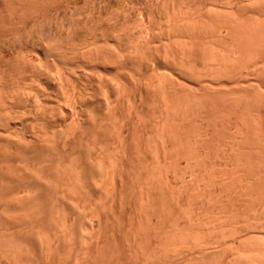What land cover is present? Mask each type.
<instances>
[{"label": "rangeland", "instance_id": "obj_1", "mask_svg": "<svg viewBox=\"0 0 264 264\" xmlns=\"http://www.w3.org/2000/svg\"><path fill=\"white\" fill-rule=\"evenodd\" d=\"M201 1L204 2L203 5L205 4L209 7L202 6L200 4ZM208 1L206 0L205 3V0H0V264H74L76 261L77 264H109L112 261V264H135L137 261L131 262V260H134L132 256L136 257L137 254L139 256L136 259L140 261L143 260L142 255L146 259L150 256L147 260H143L142 264L156 263V261H161V264H164L165 262L163 261L168 256L166 264L169 262V264H172V261L175 264V259L179 260L181 257L180 261H185L183 260L184 258L188 259L187 252L189 250L187 249L194 246L193 244L188 245V247L187 245L185 246V241H188H183L185 237L191 240L197 234L196 236L199 235L197 237L198 240L201 237L204 239L210 234L208 230L213 232L214 229L216 231L214 236L218 238H220V234L224 233L222 236H225V240L223 236L221 238L223 239L222 242H219V244H224V246L234 242L233 244L236 247V244H240L238 242L240 239L236 238L238 236L240 238L244 237L247 231H252L251 233L254 231L253 234H258L260 239L264 238V188L262 187L264 186V180L261 179H264V171L260 172L262 164L264 165V157L261 155L263 159L262 157L260 159V153L258 155L253 153L255 156L249 154L250 158L244 156L248 154L244 149L245 143L247 142L246 145L248 144L250 147L248 140L250 141L251 138L248 133L249 136L247 137L249 139L247 140L246 137V141L240 142L245 152L241 151L242 148L236 147L239 152L235 148L236 143H231L236 137L238 138L237 142L242 138H239V135H242L241 131L236 136L235 127H233L237 123L238 128H240L239 121L236 118L244 116L247 110L250 111L251 107H248V109L246 107L247 110L243 114V111L240 110L242 107L239 108L240 106L237 104L236 106L239 108L237 109L236 106L234 108L232 105L233 111H230L231 115L228 114V119V115L223 114L224 111L226 112L227 106L225 105L226 108L220 104L218 106V101L214 103V111L212 109L210 113L213 105L210 101L211 97H208L211 95L210 91L208 95L205 94V96L210 98L207 101L208 106L212 104L209 107L204 100L193 98V94L197 93L201 94V97L197 95L198 97H203L204 99V93L212 89H218L220 93L221 89H228V92L222 91L223 95L228 93V95L225 94L226 97L230 96V92L232 95L237 92L235 88L237 86L233 87L232 84L234 82L231 83L233 77L228 78L230 84L229 81L227 83L224 80V75H228L229 72H227L228 74L226 72V74H223L224 72L221 71L223 68L218 65L222 62L223 56L220 59L221 55H218L219 58H215L219 62H214L217 64L216 67L218 66L217 70L221 72L219 71L218 74L213 76L217 75L218 77L222 73L223 77H220L221 79H214L211 76L215 72L211 74L209 69L214 63H210L211 66H209L207 62L209 60H206L205 63L204 60H201V56H197L202 49L203 43H201V46L196 43L203 42L205 37L211 34H206V31L204 36L205 29L211 30L213 26L216 30L221 28L218 25L220 28L218 27L217 29V25L214 22L215 25L213 26L209 24L215 17L212 12L220 8L221 4H217V0ZM252 1L254 0L249 2L244 0L243 4L247 2L248 4L245 6L250 9ZM260 1L264 4L263 0ZM256 2H259V0ZM261 2H259L260 4L253 2L257 5H252L256 11L257 9L263 11ZM215 3L216 5L213 6ZM199 4L203 8L198 12ZM249 4L251 5L249 6ZM258 5L261 6L259 7ZM216 6L218 7L216 8ZM253 8L251 7V9ZM221 10L225 11L224 8ZM221 10H216L220 12L219 16L223 13ZM226 10L228 11V8ZM243 10H240L242 12L240 17L245 16V19L253 18L256 12L252 10V13L249 10L250 13L249 11L247 12V9ZM216 14L218 17V13ZM238 14L235 15L239 18L241 14ZM209 15L210 21H208ZM256 15L255 17H257ZM196 23H206V28H204L205 24L202 25V29L204 28L203 34H200L202 33L201 25ZM189 24L192 25L190 26V28L192 27L189 29L190 31H188ZM208 26H211V28ZM181 29L186 31L183 30L182 32ZM194 29H196L195 31H200L195 32ZM216 30L213 29L215 34L212 33V36L219 35L220 31ZM187 31L189 34L194 32L195 36L192 34L194 36L192 38L189 34H186ZM197 33L200 35L199 37L202 35L201 39L196 35ZM220 33H222V36H226L223 38H228L226 30ZM222 36L218 37L222 38ZM210 37H206L210 43L217 38L213 36L211 37L213 39L210 40ZM223 38L220 42L229 40ZM205 41L206 44L204 43V46L206 47L210 43L207 39ZM216 43L218 45L215 46H219L220 43L217 40H214V43L211 44ZM192 45H196L195 48ZM191 46L195 49L199 61L194 56V51L192 52L191 48H189ZM210 47L212 46L210 45ZM210 47L208 46L209 50L212 49ZM216 47L214 48L217 49ZM223 47H226L225 43L222 44L221 48L223 49ZM196 49H199V53ZM260 49L262 50V48ZM231 50H236V47ZM252 51L254 50L250 51V57L247 54V57H249L247 60H250L252 56L254 58L256 53L261 52L255 51L254 54ZM188 52H192L193 56L192 53L190 55ZM212 52L214 51H209L210 54ZM217 52L220 54V49ZM210 54L207 55L210 56ZM221 54L223 53L221 52ZM202 55L204 57L206 54L203 53ZM238 55L233 60L241 61L243 59L242 61H244L246 59L245 56V58L240 56L241 59L236 58L239 57ZM205 57L207 58V56ZM145 59L146 63L148 62L147 64H145ZM201 64L205 66L208 64L209 69ZM223 64L220 65L223 67ZM239 64L241 63L239 62ZM247 64L245 65L247 66ZM238 65L234 67L233 72L239 67ZM196 66L203 73H205L207 68L206 70L209 72L206 73L210 74V78L207 79L206 73L202 76L203 74L197 71V68H194ZM202 67L204 68L203 70ZM212 68L214 69L215 66ZM193 69L198 74H201L200 77ZM225 70L227 69L225 68ZM235 75L234 77H236ZM237 75L239 76L238 73ZM205 86H208V88ZM218 90H215V93L219 94ZM174 91L176 92L175 97ZM232 91L235 92L233 93ZM237 93L233 96L236 98L242 96L239 92ZM221 94H216V96H223ZM232 95L230 98H233ZM195 99L201 100L203 103L198 101L199 104L204 105L201 107V105L196 103L198 107H195ZM208 102H211V104ZM215 104L219 107V110H215ZM226 104L229 106V103ZM199 106L201 107V115L197 116V112L200 110ZM196 108H199L197 112ZM202 108L205 111L209 109L205 113L210 114H205ZM222 110L223 112H221ZM252 111L255 112L256 110L252 107ZM234 112H238L237 115L232 114ZM240 112L242 113L241 115H239ZM245 116L244 118H246ZM233 117L234 119H232ZM248 117H250L249 114ZM247 119L249 120L250 118ZM242 120L243 118L240 123ZM245 123H247V127L252 126L248 125L246 121ZM241 125L243 124L241 123ZM243 127L241 128L245 131ZM245 133H243L244 136H246ZM234 134H236L235 138L232 139ZM246 145L245 148L247 149L248 145ZM233 147L235 148L234 151L231 150ZM247 150L250 149L248 148ZM231 151L235 152L241 159L245 157V160L240 159L241 161H238V163L243 162L241 165L236 162L238 157L236 160L233 159L235 153L233 154ZM256 158H259V160L256 161ZM255 162H261V168L258 166L253 169V163ZM256 163L254 166L258 165ZM243 164H246V166ZM249 164L252 167L248 166ZM234 166L238 167L235 168ZM234 168L236 170H233ZM255 169L259 170L257 171L258 173L260 172L259 174L257 173L260 175L258 178L256 177L257 174L253 173ZM247 172L249 175L246 174ZM254 172L256 173V170ZM231 173L234 177L231 176ZM212 174L215 176L225 174L228 175V179L231 177L233 179H229V181L224 175L216 176L218 178H215ZM243 174L246 175L244 176ZM236 175L240 176L238 179L243 176L249 177L253 175L249 179L252 180L255 177V181L252 180L253 183L251 182L253 185L256 183L254 185L255 188H253V185H251L250 189L248 188L251 181L247 183L248 178H244L245 181L239 179L240 182H238ZM210 177L211 180L212 178L213 180L215 178V180L210 181ZM222 177H224V180L227 179L226 182L237 181L238 185L241 186H237L235 182L231 186L228 183H222ZM224 180L223 182H225ZM257 180L260 184H258ZM238 187L243 192L242 194L245 193L243 197L240 196L241 191L238 193ZM219 188L223 189L221 193ZM252 188V192L256 191L253 194L254 196H252L253 198L249 197V195H252ZM246 189H249L248 191L250 192ZM139 191L142 197H138ZM142 193L147 194V196ZM247 193L250 194L248 195ZM250 198H252L253 202H251ZM255 200H259L260 203ZM252 203H254V206H252ZM171 207L172 209L168 210L170 212L168 213L166 209ZM186 207H189L188 209L193 212H189ZM181 208H185V210ZM174 209H176V213L180 210L185 211V213L187 211V214L184 213L186 217L190 216L189 218L196 219L193 222L198 224L201 223L197 221L199 217L200 221L205 218H201V216L205 215L207 219L215 217L217 223H222L219 226L217 225L218 228H222V232H217V228L215 229L216 225L212 226L217 224L213 221L214 219L212 220L215 222L213 224L209 223L211 220H203L202 223L205 221V225L210 224L207 226L209 229L206 226L204 227V224H199L207 230L206 237L204 236L206 233L202 230L203 228L199 225V227H195V224L192 221L190 222L191 219L188 220L187 218L190 223L186 219H184L185 222H182L189 225L185 224L186 228L187 226L191 228L192 225L195 229L192 227L193 229L191 228V230L198 232L196 229L200 228L203 234H199V231L196 234L194 233L195 235L192 234L194 235L192 236L189 234L191 233L190 228H187L188 233L182 226L183 230H185L184 233L187 232L189 236H192L190 238L187 233H179L181 232L180 229H182L180 228L181 221L180 224L177 222V226L172 223L173 226L171 225V227L174 228L176 226V229H172L174 231L179 230L177 232L179 235L175 232V236L178 235L176 237L177 242L180 234L185 236L182 235L184 237L182 241L181 238L179 239L180 244L176 243L178 248L176 246L173 247L172 245L176 242L175 237H173L174 231L171 230L173 233L170 231V235H172L170 237L174 238H172V241L164 228H168L166 225L170 223V215V218L177 216L175 212L172 213L173 211H171ZM253 209L255 213L251 211ZM163 210H166L167 215L170 214L168 218ZM161 211L166 216H162L165 219L160 218ZM207 211H209L210 215L207 214ZM157 212H161L160 214L158 213L160 215L159 218L157 217ZM202 212L204 215L197 214ZM204 212H207V215ZM189 213L193 214L188 215ZM184 214L182 213L178 216L182 218ZM194 215H197L198 219L197 217L193 218L192 216ZM218 217L222 218L223 221L220 222V218L217 221L216 218ZM145 218H149L146 221L147 223L144 221L143 225L141 223L138 224V220L142 222ZM181 218L177 219L180 220ZM159 219H163V222L161 223ZM166 219L168 220L166 221ZM83 220H87L85 221L86 225H80L84 224ZM90 221L94 222L96 226L92 224V228H88L87 224L90 226ZM153 221H156V228L163 223L164 228L161 227L163 229L158 231L159 227L155 229L154 224L152 225ZM74 222H79V226ZM171 222L173 221L171 220ZM55 223H57L58 228L54 226ZM71 223L80 228L79 230V228L76 229V226H71L74 231H77L78 235L71 230V227H68V225H72ZM60 224L63 226L59 227ZM132 224H135V226ZM137 224L141 228L138 229ZM250 224L253 225V229H249L251 227ZM148 225V230H154H149L148 232L146 230ZM150 225L154 228H150ZM130 226L134 227L133 230H131ZM143 227L146 229L144 228V230ZM171 227L169 228L171 229ZM81 228L85 230L83 231ZM135 228L136 230L138 229L137 232ZM88 229L90 230L88 231ZM130 230L131 232L134 231L133 234L130 233ZM140 230L143 231V234ZM155 230H157L154 235L156 240L152 236ZM66 231H71L72 236ZM79 231L84 232H81L84 238ZM150 231L153 232L151 233ZM160 231L164 233L162 234ZM212 232L209 236L214 239L215 237L212 236L214 232ZM85 233L88 234V237H86ZM73 234L82 241L80 240L81 242H79V240L75 239L72 242ZM138 234L142 236L140 237L141 242H143V236L144 239L147 236L145 243L148 240H154V242L153 240L152 242H147L150 245L146 246L148 251L144 250V253L142 251L145 248V243L140 244ZM247 234L249 235V232ZM134 235L138 238H134ZM163 235H166V239L163 238ZM200 235L203 236L200 237ZM132 236L134 241L131 238ZM158 236L161 237L160 242V237ZM231 236L234 238L232 242H230ZM258 236L256 235L255 239L260 240L257 238ZM226 237L230 241H226ZM247 237L249 238V236ZM254 237L255 235L251 239L253 240ZM123 238L126 240L125 243ZM147 238L149 239L147 240ZM167 238L171 240L170 242L175 241L174 244L170 243L171 245L168 243L171 247L166 243L169 242ZM202 238L201 240H203ZM248 238L247 242L249 243L250 239ZM211 239H206L208 240L207 244H210L208 248L207 244L206 246H201L205 244H201V240L188 241V243L194 244H197V241L198 243L200 242L198 247L195 246V249L198 248L199 251H194L195 249L191 248L193 251L190 252L189 258L192 257V252H195L193 256L196 258L195 254L202 252L199 249L201 247V249L206 250H203L202 257V253L200 254L198 261L202 259L199 262L206 264L207 258H212L214 254L225 251L218 248L223 245H218L217 238L215 248L222 250V252L217 251V249H214L215 251L212 249L214 252L209 251L212 248H210L213 241ZM221 239H218V241ZM131 240L134 243L139 242L137 243V245L139 244L137 251H135V244ZM163 240H166V242L164 241L162 244ZM206 240L204 239L202 242ZM252 240L251 242L254 241ZM75 241L78 243H75ZM155 241L160 243H156L157 247L153 246ZM180 241L185 242L184 245ZM223 241H226V243ZM151 243L154 244L151 245ZM117 244H123V246H117ZM126 244L128 245L126 246ZM161 244L165 245V247L163 246V250L156 252L155 256H153L152 254H154L155 250L153 251L152 248H162ZM233 244L232 246L234 247ZM245 244L252 251L254 244L252 243V246L249 243L252 246L251 248L248 247L247 243ZM245 244L241 243L240 245L246 248ZM130 246L131 250L129 249L128 251ZM181 247H184L182 251L180 250ZM172 248L174 252L177 251L175 248L180 250V252L177 251L175 252L176 254H170L172 253L170 252L173 250ZM224 248H229L230 251L235 250V248L230 249L231 247L227 245ZM133 249L137 254L132 251ZM236 250L234 252H238ZM149 251L152 254L146 255V257L145 254H147L146 252L150 253ZM239 251L238 255L242 254L243 251L241 252V249ZM210 252L214 254L212 255ZM228 252L224 253V257L228 255ZM127 253L131 254V256L129 254L127 256ZM112 254L117 257H113ZM165 254L168 256L164 259ZM208 254H210L209 257ZM107 255L108 257H106ZM170 255L173 256L171 257ZM174 255L178 256L174 257ZM231 255L233 253H229L226 258L228 259L229 256L231 258ZM239 256L236 255V258ZM241 256L244 257L246 254L244 253ZM125 257L130 258L127 259ZM221 257H217V260L215 259L214 261H219ZM118 258L119 261L121 260L120 262H123H117ZM226 258L221 259L223 264H231L230 261L233 263L236 260L234 259L235 257L233 260H230V258L226 260ZM105 259L107 261H104ZM187 259L186 261L189 260ZM238 260L237 262H239ZM140 261L136 264H141ZM192 261L198 262L194 259ZM246 261L251 263V259ZM179 262H176V264L182 263ZM189 263L194 264L190 260ZM211 264H216V262Z\"/></svg>", "mask_w": 264, "mask_h": 264}, {"label": "bare ground", "instance_id": "obj_2", "mask_svg": "<svg viewBox=\"0 0 264 264\" xmlns=\"http://www.w3.org/2000/svg\"><path fill=\"white\" fill-rule=\"evenodd\" d=\"M27 1H28V0H27ZM36 1H37V0H36ZM210 1H213V0H210ZM243 1H244V0H243ZM243 1H242V0H217V2H218L217 4H221V5H223V6L221 7V5H220V8H217L218 6H216L217 9L214 10L215 12H212V13H214V16L216 17V18L213 17V18H214L213 20H211L210 15H209L208 21H210V20L212 21V22L210 21L211 23L209 22L210 25L213 26V25L216 24V25H217V29H218V27L220 26L221 28H225V29H221V28L219 27V28L221 29V31L226 30V31L229 33V34L227 33L228 38H223V37H226V36H222V33H220V32H221L220 29H218V30L220 31L218 36L221 35L223 39H229V40H227V41L223 40L222 42H220V40H221L222 38H221V37H218L217 35H213L214 37H215V36L217 37V38L215 37L216 39H214V40H217V42L220 43V44H219L220 47H219V46H217V47L215 46V45H218L217 43H216V44H211V43H214V40H212L213 38L211 39V37H213L211 34H212V33L215 34V31L213 32V29H214V30H216V29L214 28V26H213V28H211V26H210V27L208 26L209 28H211V30H210V29H209V30L205 29V32H204L203 30H204V28H206V23H207V22H206V23H203V24L199 23V24L201 25V28H200V29L202 30V33H200V34H203V32H204L203 35L205 36L206 31H207L206 34L211 33V34H209V36H211V37H210V40H212V42L210 43V41L208 40V38H206V37H209L208 35L205 37V39H207V41H209V43H210V44H208V42H207L208 46H209V47H210V45L212 46V47H210V49H211V48H212V49H215L214 47H216L217 49H215V50H212V49L209 50L208 46H206V47H207V48H206V47L204 46V43L206 44V41H205L204 38H202V39H204V41L202 40L203 42L196 43V44H199L200 46L202 45L201 43H203V45H202V49H203V48L206 49V50L208 49L207 51L204 50V49H203V50L201 49V51H200L201 54H200L199 51H198L199 49H196V50H197L198 53H199L197 56H201V57H202L201 60H204L205 63H206V60H209V61H210V62L207 61L208 64H209V66H211V64L214 63V62H215V63H218V62H219L215 57H218V58H219L218 55H221V56H220V59H221V57L223 56L222 59H221L222 62H223V63H226V64L228 63V65L223 64L222 62H220V64H223V67H222V65H220V64H218V65L221 66V68H223L224 71L220 68L221 71L224 72L223 74H226L227 72H229V74L227 73L228 75H226L227 77L224 75V77H225L224 80H226V82H227V81H229L228 78L233 77L232 80H231V83L234 82V83L232 84L233 87L237 86V87H235V88L237 89V92H239V94H241L242 96L236 98V97L233 96V95H234L235 93H237V92L234 91V92H235V93H234V92L232 91L234 94L232 95L231 92H230V93H229L230 96L226 97L225 94L228 95V93H225V92H224L225 94L223 95V92H222V91L225 90L226 92H228V91H229L228 89H224V90L221 89V93H222V94L220 93V91H219L218 89H215V90H218L217 92H219V94L223 95V96H216V94H217V95H219V94H218V93H215V90L211 88L215 94L212 92V90H208V91L205 90V91L207 92V93H204V97H205L206 99H205V98L203 99V97L200 98V97H201V96H200L201 94H197V93H195L196 96L199 95L200 97H198V96L196 97L195 94H193V95H194L193 98H199V99H201L202 101L204 100L207 106H208L207 101L210 100V98H208V97H211V100H210V101L212 102L213 105L211 104V102H210V103L208 102V103L211 104L212 107L214 106V103H217V101H218V103H217L218 106H219V104H220L222 107L226 105V106H227V110H226V112H227V111H229V112L226 113V112L224 111V113H223L224 115H228V114L231 115V114H230V111L233 109V108H231L232 105L234 106V108H235V106H236L237 104L240 106L239 108L242 107V109H240V110L243 111V114H244V112H246V110L248 109V107H249V108L251 107L250 111L247 110V113L249 114L250 117H248V114H247V113L244 114V116L247 114V116H245L246 118H244L243 115L241 116V117L243 118V120H242V122H241L243 125H241V123H240V120H241L242 118H241V117H238V118H241V119L236 118L237 121H239L238 124H240V126H239L240 128H238L237 123H235V124L237 125V127H236V125L233 126V127H235V133H236L237 135L234 134V136L232 137V139L235 138V135L238 136V133L241 131L240 133H241L242 135H239V138L242 137L243 140H242V138H241V139H239L238 142H237L236 140H237L238 138L236 137V139H233V141H231V143H233V144L236 143L235 148H236V147H238V148H239V147L242 148L243 145H242V147H241V144H242L244 141H246V137L250 135V138H251L250 141H251V142L248 140L249 137H247V140H248V142H249V144H250V147H249L248 144H247L248 146L246 145L247 142L245 143V145L247 146V149L249 148L251 151H250V150H247V149L245 148V145H244V149H245L246 152L248 153V154L245 153L246 155H244V156H248L247 158H250V157H249V154H251V155L257 154V155H258V153H260V154H259V156H260L259 158L261 159V157H262L261 155H263V157H264V4H263V2H261V1L259 0V2H261V4H262L263 7H262L261 5H258V6H259V7L261 6V8H262L263 11H261L260 9H257V11H256V9L253 8V6L255 5L254 3H258V4H260L259 2H256L257 0H256V1L254 0V1L251 2L252 5L254 4L253 6H252L251 4H249V6L251 5V7H252L253 9H251V7H250V9H249L248 6H245V5L248 4L247 2H249V1H251V0H246L247 2H246L245 4H243ZM263 1H264V0H263ZM25 2H26V1H25ZM40 2H42V1H40ZM207 2H209V1L207 0ZM214 2H216V1H214ZM214 2H213V3H214ZM253 2H254V3H253ZM33 3H34V2H33ZM45 3H46V2H45ZM203 3H204V2L201 1L200 4H201L202 6H204L205 4L203 5ZM205 3H206V0H205ZM200 4H199V7L201 6ZM211 4H212V2H211ZM215 5H216V3H215L213 6H215ZM225 5L227 6L229 12L226 10L227 8L225 9V7H226ZM231 5H232V7L234 6L233 9H232ZM242 5H243L244 7H243ZM40 6H41V5H40ZM205 6H206V5H205ZM205 6H204V7H205ZM211 6H212V5H211ZM211 6H210V7H211ZM213 6H212V7H213ZM224 6H225V7H224ZM255 6H257V5H255ZM35 7H36V6H35ZM38 7H39V6H38ZM206 7H209V6H206ZM245 7H246V8H245ZM247 7H248V8H247ZM202 8H203V7H202ZM202 8L200 7V8L198 9V12H199V10L202 9ZM222 8H224L225 11L221 10ZM256 8H257V7H256ZM212 9H214V8H212ZM218 9H219V11L221 10V12H223V13L220 14V16H219V13H220V12H219V11H216V10H218ZM243 9H244V10H243ZM245 9H247V12H248L249 10H251V12H252V10H253V12L256 11L255 14H257V15H256L257 17H255V14H254V16L251 15V16H253V18L250 16L251 18L248 17V18H250V19H247V18H246V19H247V20H246V19H245V16H244V17H242V18H244L245 20L242 19V18L240 17V16H242V14H241L242 12H241V11H242V10L245 11ZM248 9H249V10H248ZM33 10H34V9H33ZM208 10H209V9H208ZM240 10H241V11H240ZM259 10H260V12H261L262 14L259 12ZM200 11H201V10H200ZM211 11H213V10H211ZM233 11H236V12H233ZM237 11H238V12H237ZM247 12H246V13H247ZM249 12H250V11H249ZM251 12H250V13H251ZM253 12H252V13H253ZM209 13H210V11H209ZM216 13H218V17H220L219 19H218V17L216 16V15H217ZM238 13L241 14V15H239ZM210 14H211V13H210ZM235 14H238V15H239V18L236 17L237 15H235ZM244 14H245V12H244ZM248 15H250V14L248 13ZM246 16H247V14H246ZM259 16H261V17L263 16V17L261 18V17H259ZM209 19H210V20H209ZM213 22H214L215 24H214ZM212 23H213V24H212ZM190 24H192V23H190ZM190 24H189L188 31H190L189 29L192 28V27L190 28V26L193 25V24H192V25H190ZM196 24L199 25L198 23H196ZM204 24H205V25H204ZM197 25H196V26H197ZM202 25L205 26L203 29H202V27H203ZM218 25H219V26H218ZM187 26H188V25H187ZM187 26H186V27H187ZM196 26H195V28H196ZM186 27H185V28H186ZM193 27H194V25H193ZM208 27H207V28H208ZM215 27H216V26H215ZM196 29H197V28H196ZM196 29H194V31H195ZM198 29H199V28H198ZM181 30H182V32H183V30H185V29H181ZM218 30H216V31H218ZM185 31H186V30H185ZM188 31H187L186 34H189ZM198 31H200V30H198ZM198 31H195V32H198ZM208 31H209V32H208ZM211 31H212V32H211ZM192 34H194V36H195V33H194V32H192ZM192 34H189V35L192 37V36H193ZM196 35H197L198 37L200 36V35H198V33H197ZM194 36H193V37H194ZM229 36H230V37H229ZM0 37H1V36H0ZM193 37H192V38H193ZM201 37H202V35H201ZM201 37H199V38L201 39ZM219 38H220V39H219ZM0 39H1V38H0ZM195 40H196V39L194 38V41H195ZM218 40H219V41H218ZM0 41H1V40H0ZM148 41H149V40H148ZM197 41L199 42L198 39H197ZM200 41H201V40H200ZM224 41H225V42H224ZM195 42H196V41H195ZM223 43L226 44V47H225V48L223 47V49H222L221 46H222ZM258 43H260V44H258ZM190 44H192V43H190ZM199 45H197V46H199ZM213 45H214V47H213ZM260 45H261V46H260ZM192 46L195 48L196 45H195V46L192 45ZM192 46L189 47V48H191V51H192V52L194 51V54H195L194 56H196L197 53L195 52V49H194ZM200 46H199L198 48H200ZM203 46H204V47H203ZM252 46H255V47H253V48H257V46H258L259 50H258V48H257V49H253ZM259 46H260V47H259ZM218 47H219V48H218ZM235 47H236V50H231V51H230V49H234ZM238 47H239V48H238ZM189 48H188V49H189ZM192 48H193V50H192ZM196 48H197V47H196ZM260 48H262V50H261ZM218 49H220V54H218V52H217ZM189 50H190V49H189ZM251 50H254V51H252L253 53H254L255 51H256V52H258V51L260 52V51H261V52H260V53H256V55H254V58H253V56H252V57L250 58V60H247V58L250 57L249 54L251 53V52H250ZM257 50H258V51H257ZM202 51H203V52H202ZM209 51H210V52H211V51H214V52H212L213 54H212V53L210 54ZM215 51H216V52H215ZM192 52H191V53H192ZM221 52H222L223 54H221ZM231 52H232V53H231ZM233 52H234V53H233ZM237 52H238L239 55L236 54ZM188 53H189V52H188ZM191 53H189V54L191 55ZM203 53L206 54V55H204V57H203V55H202ZM215 53H216L217 56L215 55ZM207 54H208V55L210 54V56H208ZM234 54H236V55L239 56V57H236V58H238V59H239V58L241 59L242 56H243V57L245 56L246 59H244V61H242L243 59H242L241 61H240V60L237 61L236 59L233 60V59L235 58V56H236V55L233 56ZM240 54H241V55H240ZM245 54H246V55H245ZM247 54H248L249 57H247ZM254 54H255V53H254ZM252 55H253V54H252ZM192 56H193V53H192ZM197 56H196V57H197ZM205 56H207V58H209V59H207ZM240 56H241V57H240ZM245 57H244V58H245ZM193 58H194V57H193ZM197 58H198V57H197ZM204 58H206V59H204ZM194 59H195V58H194ZM220 59H219V60H220ZM148 60H149V59H148ZM215 60H216L217 62H216ZM221 60H220V61H221ZM245 60L248 61L247 63H249V64H247ZM144 61H145V64L148 63V62L146 63V59H145ZM198 61H199V58H198ZM202 62H203V61H202ZM237 62H238V64H239V62H240L241 64L238 65ZM244 62H245V63H244ZM210 63H211V64H210ZM215 63H214V64H215ZM242 63H243L244 65L247 64V66H246V65H245V66H244V65L242 66ZM143 64H144V63H143ZM208 64H207V66H205L204 64H203V65L209 69ZM214 64H212V65L215 66V68H214L215 70L212 68L213 66H211V68L209 69V70L211 71V74H212L213 72H215V73H213L211 76H212L214 79H219L220 77L222 78V77H223V74H222V73H220V74L218 75V77H217V75H215V77L213 76L214 74H218V72L220 71V70H219V71L217 70V68H218V66L216 67L217 64H215V65H214ZM201 65H202V64H201ZM201 65H200V67H201ZM203 65H202V66H203ZM237 65H238L239 67L236 68V71H237V73L239 74V76L237 75L236 71L233 72L234 69H235L234 67H237ZM248 65H249V66H248ZM204 66H203V67H204ZM241 66H242V67H241ZM192 67H193V66H192ZM200 67H199V68H200ZM203 67H202V70L204 69ZM194 68H195V69L197 68V71L201 70V69L198 70V67H197V66L194 67ZM207 68H206V69H207ZM225 68H226L227 70H225ZM241 68H242V69H241ZM206 69H205V73H206V72H209V71L206 70ZM211 69H212L213 71H212ZM239 69H241V70L238 71ZM216 70H217V72H216ZM231 70H232V72L230 73ZM193 71H194L196 74H198V72L195 71L194 69H193ZM221 71H220V72H221ZM199 72H200V71H199ZM225 72H226V73H225ZM200 73L203 74L202 76H204V74H205V73H203V71H201ZM200 73L198 74L199 77H200V75H201ZM233 73H235L236 75L233 74ZM221 74H222V76H220ZM206 75H207V76H206ZM206 75H205V76L207 77V79L210 78V77H209L210 74L206 73ZM230 75H231V76H230ZM234 75H235L236 77H234ZM228 76H230V77H228ZM237 76H238V77H237ZM204 78H205V77H204ZM221 78H220V79H221ZM226 78H227V79H226ZM227 83H228V82H227ZM229 84H230V81H229ZM232 85H231V86H232ZM205 87L208 88V86H205ZM233 87H231V88L234 89V90H236V89L233 88ZM203 88H204V86H203ZM231 88H230V89H231ZM205 89H206V88H205ZM209 89H210V88H209ZM227 90H228V91H227ZM209 91L211 92V95L208 96V97L205 96V94L208 95V94L210 93ZM208 92H209V93H208ZM213 94H214L215 96H214ZM237 94H238V93H237ZM175 95H176V92L174 91V97H175ZM231 95L233 96V98H230ZM202 96H203V94H202ZM212 96H213V97H212ZM214 97H215V98H214ZM225 97H226V98H225ZM234 97H235V98H234ZM212 98H213V99H212ZM228 98H230V100H229L228 102H226V101L228 100ZM191 99H192V98H191ZM199 99H195V101L193 100V101L195 102L194 104H196V103L199 104L198 101H200V103H201L202 101L199 100ZM207 99H208V100H207ZM217 99H218V100H217ZM213 101H215V102H213ZM202 103H203V102H202ZM226 103H229V106H228V104H226ZM190 104H192V102H190ZM194 104H193V106H195ZM199 105H201V104H199ZM202 105H204V104H202ZM202 105H201V107H202ZM211 105H209V106H211ZM215 105H216V104H215ZM217 105H216L215 110H216V109L219 110V107H217ZM209 106H208V107H209ZM226 106H225V108H226ZM195 107H198L197 104H196ZM199 107H200V106H199ZM201 107H200V110H199L198 112H197V109H199V108H196V112L198 113L197 116H198V115H201V114H200V112H201ZM204 107H205V106H204ZM212 107H211V109H210V113H211V110H212V109H213V111H214V107H215V106H214L213 108H212ZM229 107H230L231 109H230ZM246 107H247V109H246ZM252 107L256 110L255 112H253L254 110L252 111ZM228 108H229V109H228ZM236 108L239 109L238 106H236ZM202 109L204 110V113L207 112V111H209V109L206 110V111H205L204 108H202ZM206 109H207V107H206ZM244 109H245V111H244ZM203 110H202V112H203ZM220 110H221V108H220ZM213 111H212V112H213ZM232 111H233V110H232ZM232 111H231V112H232ZM236 111H237V110H236ZM238 111H239V110H238ZM242 111H241V112H242ZM221 112H223V110H222ZM241 112H240L239 115L242 114ZM250 112H252L251 115H250ZM208 113H209V112H208ZM210 113H209V114H210ZM235 113H236V112H234V113H232V114L237 115L238 112H237L236 114H235ZM205 114H207V113H205ZM209 114H207V115H209ZM252 114H253V115H252ZM229 115H228V119H229ZM239 115H238V116H239ZM222 116H223V115H222ZM252 116H253V117H252ZM224 118H225V117H224ZM247 118H250V119L248 120ZM232 119H234V117H233ZM236 119H235V120H236ZM245 119H246V120H245ZM230 120H231V119H230ZM230 120H229V121H230ZM244 120H245L246 122H248V125H252V126H248V127H247V125H246L247 123H245ZM247 120H248V121H247ZM227 121H228V120H227ZM233 121H234V120H233ZM237 121H235V122H237ZM225 122H226V121H225ZM227 123H229V122H227ZM244 123H245V124H244ZM250 123H251V124H250ZM242 126H244L243 128L245 129V131H243V129L241 128ZM249 128H250V129H249ZM236 129L239 130V131H237ZM242 131H243V132H242ZM245 132H246V133H245ZM240 133H239V134H240ZM243 133H245L246 136H244ZM247 133H248L249 135H248ZM244 137H245V139H244ZM235 141H236V142H235ZM240 142H242V143H240ZM239 143H240V145H239ZM233 144H231V145H233ZM233 146H234V145H233ZM230 147L232 148V146H230ZM235 148L233 147V149H231V150L234 151ZM238 148H236V150L239 151L240 148H239V149H238ZM228 150H229V149H228ZM245 150L243 151V148H242L241 151H242V152H245ZM232 151H231V152H232ZM248 151H249V152H252V153H249ZM231 152H229V153H231ZM239 152H240V151H239ZM242 152H241V154H243ZM232 153H233V152H232ZM234 153H235V152H234ZM234 153H233V154H234ZM253 153H254V154H253ZM235 154H236V153H235ZM235 154H234L235 157L233 158V156H232V158L236 160L237 157H238V155L236 154V155H237V156H236ZM238 154H239V153H238ZM239 155H240V154H239ZM257 155H256V156H257ZM254 156H255V155H254ZM239 157H240V156H239ZM239 157H238V159L236 160L237 163H238V161L245 160V157H243L244 159H243V158L241 159V158H239ZM241 157H242V156H241ZM263 157H262V159H263ZM247 158H246V161H247ZM254 158H255V157H254ZM259 158H258V159L256 158L255 160L258 161ZM240 159H241V160H240ZM252 159H253V158H252ZM249 160H250V159H249ZM249 160H248V161H249ZM262 161H263V160H262ZM251 162H253V161H251ZM241 163H243V162H240V163H238V164L241 165ZM244 163H246V162H244ZM255 163H256V162H255ZM255 163H253V169H254V167L257 168L258 166L261 168V166H260V164H262L261 162H260V163L257 162L256 164H258V165L254 166ZM263 163H264V162H263ZM246 164H247V163H246ZM246 164H243V165L246 166ZM250 165H251V164H249L248 166H250ZM234 167H235V166H234ZM237 167H238V166H237ZM237 167H235V168H237ZM250 167H252V166H250ZM235 168H234L233 170H236ZM247 168H248V167H247ZM260 168H258V169H260ZM262 168L264 169V165H263V164H262ZM262 168H261V169H262ZM248 169H250V168H248ZM261 169H260V172H261V171H264L263 169H262V170H261ZM255 170H256V173L254 172ZM255 170L253 171V173H254V174H257V173H258L257 171H259V170H257V169H255ZM250 171L252 172L251 169H250ZM260 172H259V173H260ZM221 173H225V172H221ZM244 173H245V172H244ZM259 173H258V174H259ZM226 174H227V173H226ZM231 174H232V173H231ZM240 174H241V173H240ZM240 174H239V175H240ZM246 174L249 175L248 172H247ZM246 174H245V175H246ZM251 174H252V173H251ZM258 174H257V176H256V175H254V176H256V177L258 178V177L260 176V175H258ZM263 174H264V172H263ZM213 175H214V174H212V176H213ZM222 175H224V177L226 176V178H227V176H228V175H225V174H222ZM222 175L219 174V175H216V176H222ZM229 175H230V174H229ZM241 175H242V174H241ZM243 175H244V174H243ZM245 175H244V176H245ZM261 175H262V173H261ZM216 176L214 175L213 177L218 178V177H216ZM231 176H233V174H232ZM231 176H230V177H231ZM244 176L241 177V178H239V179H240V180H241V179L244 180V178H248V179H249V178H252V177H253V175H252V176L250 175L249 177H247V176L244 177ZM224 177H222L223 180H224ZM233 177H234V176H233ZM233 177H231V178H229V179H233ZM236 177H237V181L240 182L239 179H238V177H240V176H237V175H236ZM262 177H263V176H262ZM215 178H214V180H215ZM260 178H261V177H260ZM209 179H210V181H214L213 178H212V180H211V177H210ZM222 179L220 178V180H222ZM227 179H228V178H227ZM227 179L224 180L225 182H223V180H222L221 182H222V183H228L229 186H231L234 182L237 183V181H234V182H233V180H232L231 182H228V181L226 182ZM229 179H228V180H229ZM248 179H247V181H246L247 183L251 180V179H249V180H248ZM254 179H255V177H254ZM254 179H252V180H254ZM261 179L264 180L263 178H261ZM261 179H260V181H261ZM217 180H218V179H217ZM252 180L249 182V184H250V185H249L250 187L248 186L249 189L251 188V185H253V184H251ZM258 180H259V179H258ZM258 180H257V182H259ZM229 181H230V180H229ZM244 181H245V180H244ZM254 181H255V180H254ZM221 182H220V184H222ZM246 182H245V183H246ZM247 183H246V184H247ZM252 183H253V182H252ZM254 183H255V182H254ZM220 184H219V185H220ZM238 184H239V183H237V186H239ZM255 184H256V183H255ZM255 184H254V185H255ZM258 184H260V182H259ZM254 185H253V186H254ZM222 186H223V184H222ZM240 186H241V185H240ZM240 186H239V187H240ZM257 186H258V185H257ZM220 187H221V186H220ZM239 187H238V191H239L238 193H240V191H241ZM262 187L264 188V186H262ZM253 188H255V186H254ZM253 188H252L251 192L253 191ZM249 189H248V190H249ZM219 190H220V193H221V191H222L223 189L221 190V189L219 188ZM246 190H247V189H246ZM248 190H247V191H248ZM256 190L258 191L257 188H256ZM259 191H260V190H259ZM248 192H250V191H248ZM255 192H256V191H255ZM255 192H252V195H249L250 193H247V194L249 195V197H252V196H254L253 194H254ZM139 193L141 194L140 191L138 192V194H139ZM220 193H219V194H220ZM238 193H237V194H238ZM242 193H243V192L241 191L240 196L243 197V195H244L245 193H244V194H242ZM140 194H139L138 197H142V195L140 196ZM142 194L145 195V193H142ZM219 194H218V195H219ZM241 194H242V195H241ZM144 195H143V196H144ZM248 195H247V196H248ZM145 196H147V194H146ZM249 197H248V198H249ZM252 198H253V197H252ZM252 198H250V199H251V202H253V201H252ZM261 199H262V197H261ZM259 200H260V199H259ZM259 200H258V201L255 200V201L260 203L261 200H260V201H259ZM251 202H250V204H251ZM254 203H255V202H254ZM254 203H252V204H253L252 206H254ZM262 203H263V202H262ZM255 204H256V203H255ZM259 205H260V204H259ZM250 206H251V205H250ZM252 206H251V207H252ZM173 207H174V206H173ZM256 207L258 208V206H256ZM186 208H187V210H188L189 212L191 211V210L188 209L189 207H186ZM170 209H172V207L169 208V209H166L167 212H168V210H170ZM181 209H182V210H183V209L185 210V208H181ZM251 209H252V208H251ZM254 209H255V207H254ZM254 209L251 210V211L254 212ZM159 210H160V209H159ZM159 210H158V211H159ZM166 210H163V211H164V214L166 213V216H167V218H168V216H169L170 214H169V215H167V214L170 213V212L167 213ZM175 210H176V209L171 210V211H173L172 213H174V212L176 213ZM178 210H180V209H178ZM182 210H180L179 212L177 211V212H178L180 215H181L182 213L184 214L185 211H182ZM256 210H257V209H256ZM163 211H161L162 214H163ZM181 211H182V212H181ZM161 212H160V213H161ZM191 212H193V211H191ZM207 212H208V213H207ZM207 212H206V213L210 215L209 211H207ZM253 212H252V213H253ZM158 213H159V212H157V214H158ZM160 213H159V214H160ZM178 213H176L177 216L179 215ZM187 213H188V212L186 211L185 214H187ZM204 213H205V212H204ZM206 213H205V214H206ZM254 213H255V212H254ZM159 214H158V216H157L158 218H159V216H160ZM162 214H161V217H160V218H164V217H166V216H164V214H163V215H162ZM185 214H184L183 217H186ZM192 214H193V213H192ZM192 214L189 213L188 215H192ZM197 214H201V215H202L203 212H202V213H197ZM207 214H206V215H207ZM244 214H245V213H244ZM256 214H257V212H256ZM203 215H204V214H203ZM162 216H164V217H162ZM170 216H171V215H170ZM170 216H169V219H170L169 221H170V223H168V224L165 223V224H167L166 226H168V228H166V227L164 228V227H163V226H164V223H163L160 227L157 225V226L159 227V228L157 227V228H158V231H159V229H161V227H163L164 229H166V231H165V230H163V231L167 232V234L169 235V237L172 236V235H170V231L173 230V229L177 226V224H178L177 222H179V224H180V221H181V223H182V222L184 221V219H186V221H188V220L191 219L190 222H191V221L193 222V221L196 220V219L193 220L192 218H189L190 216H188V217H186V218H183V217H182V218H183V219H182L180 216L177 217V216L175 215V217H177V218H181L180 220L176 218L175 220H178V221H175V220H173L175 217H174V218H173V217L170 218ZM199 216H200V215H199ZM192 217H193V218H194V217L196 218L197 215H196V216L194 215V216H192ZM202 217H205L206 219L204 218V219H201V221H200V220H199L200 217H199V219H198V217H197V219H198L197 221L202 223L203 220H211V222L209 221V223H212V224L216 222V221H215V217L212 218V219H210L209 217H208L209 219H207V217H206L205 215H204V216H201V218H202ZM155 218H156V217H155ZM158 218H157V219H158ZM187 218H188V220H187ZM219 218H220V217L216 218L217 221H218ZM229 218L231 219V217H229ZM233 218H234V217H233ZM141 219H143V218H141ZM148 219H149V218H147V219L145 218V220H143L142 222H140L141 220H138V221H139L138 224L141 223V224L143 225V222H144V221H145V222L148 221ZM164 219H165V218H164ZM213 219H214V220H213ZM220 219H221L220 222L223 221L222 218H220ZM235 219H236V217H235ZM150 220H151V219H150ZM150 220H149V221H150ZM159 220H161V223L163 222V219H159ZM159 220H157V221H159ZM167 220H168V219H166V221H167ZM171 220H172L173 222H171ZM212 220L215 221V222H213ZM85 221H87V220H83L84 224H80L79 222H78V223H79L80 225H86V224H85ZM164 221H165V220H164ZM166 221H165V222H166ZM228 221H229V219H228ZM232 221H234V220H232ZM88 222H89V221H88ZM90 222H91V221H90ZM150 222H152V221H150ZM153 222H154V223H152V225L154 224V226H155V222H156V221H153ZM175 222H176V223H175ZM184 222H185V221H184ZM188 222H189V221H188ZM188 222H187V223H188ZM190 222H189V223H190ZM207 222H208V221H207ZM230 222H231V221H230ZM74 223H76V222H74ZM78 223H76V224L78 225ZM146 223H147V222H146ZM172 223H173V225H176L174 228L171 227ZM193 223H194V222H193ZM201 223H199V224H201ZM216 223H217V222H216ZM68 224H70V223H68ZM71 224H72V223H71ZM92 224H93L94 226H96V225L94 224V222L89 223L90 226H91ZM138 224H137V226H138ZM144 224H145V223H144ZM149 224H151V223H149ZM156 224H157V223H156ZM185 224H186V223H185ZM185 224L182 223L180 228H182V226H183V228H185L186 231H187V228H190V227H188L189 225L186 224V225H188L187 228H186V225H185ZM191 224H192V223H191ZM194 224H195V227H196V226H197V227H199V226L201 227L202 224H204V227H205V226L207 227V226L210 225V224H209V225H205V221H204V223H202L201 225H199L198 223H194ZM221 224H222V223H220V224L217 223V224H213L212 226H214V225H216V226L218 225V226H219V225H221ZM73 225L76 226L75 224H72V225H70V226L68 225V227H71V226H73ZM132 225L135 226V224H132ZM145 225H147V224H145ZM152 225H150V226H151L150 228H154V227H152ZM173 225H172V226H173ZM198 225H199V226H198ZM250 225H251V224H250ZM51 226L53 227V225H51ZM54 226L57 227V226H58L57 223H55ZM62 226H63V225H62ZM62 226H61V224H60L59 227H62ZM65 226H66V225H65ZM78 226H79V225H78ZM90 226H88V224H87V227H88V228H92V226H91V227H90ZM137 226H136V227H137ZM184 226H185V227H184ZM212 226H210V227H212ZM218 226L215 227V229L217 228V229H216L217 232H219V231L222 230V228L220 229V228H218ZM222 226H223V225H222ZM222 226H221V227H222ZM252 226H253V225H251V227H250L249 229H253ZM80 227H84V226H80ZM148 227H149V225L146 227L147 229H146L145 227H143V229L145 228L146 230H148ZM169 227H171V229H170ZM192 227L195 229V227L191 225V228H192ZM53 228H55V227H53ZM57 228H58V227H57ZM71 228H72L71 230H72L73 232H76V234H77V231H74L73 227H71ZM78 228H79V227H78ZM78 228H77V226H76V229H78ZM84 228H85V227H84ZM130 228H132V227L130 226ZM133 228H134V227H133ZM133 228H132L131 230H133ZM139 228H141V227L138 226V229H139ZM157 228H156V226H155V229H157ZM163 228H162V229H163ZM172 228H173V229H172ZM180 228L178 227V229H180ZM183 228L180 229L181 232H179V233H182V232L184 233L185 230H183ZM191 228H190L191 233H189V231H187L190 235H192V234H194V233L196 234V233H198L199 231H200L199 234H203V231H205L204 233L207 232V230L204 229L203 227H201V228H203V229H202V230H203L202 232H201V229H200V228L196 229L198 232H195V230H194V231L191 230ZM193 228H192V229H193ZM138 229H137V230H138ZM145 229H144V230H145ZM162 229H161V230H162ZM168 229H170V230H168ZM175 229H176V228H175ZM199 229H200V230H199ZM207 229H209V227H207ZM211 229H212V228H211ZM219 229H220V230H219ZM65 230H66V229H65ZM69 230H70V229H69ZM79 230H80V228H79ZM81 230L84 231L85 229L81 228ZM89 230H90V229H88V231H89ZM131 230H130V233L133 234L134 231L131 232ZM137 230H136V228H135V231H136V232H137ZM149 230H154V229H149ZM149 230H148V232H149ZM182 230H183V231H182ZM83 231H81V232H83ZM88 231H87V232H88ZM140 231H142V230H140ZM156 231H157V230H155L154 232L152 231V232L154 233L152 236L154 237L153 239H155V240H156V238H155L156 236H154V235L156 234V233H155ZM173 231H174V230H173ZM178 231H179V230H178ZM178 231L175 230V231H174V234H173V237H175V241H176V242L174 241L175 244H174V242H170L171 240L173 241V239H174L173 237H170L171 240L168 239L169 237L167 238V241L169 240V242H166V240H163V241H162V244L164 243V241L167 243V245H169L170 243H171V244H174V245H172L173 247L177 245L176 243L180 244V243H179V239L181 238V241H182V239H184V237H185L184 234H186L187 232L184 233V234H180L179 239H178V242H177V240H176L177 238H176V237H178V235H179V233H177ZM208 231L210 232V234H208V237H210L209 235H211V232H212V231H211V230H208ZM233 231H234V230H233ZM66 232H69L70 235L72 234L71 231H66ZM79 232H80V231H79ZM81 232H80V233H81ZM87 232H86V233H87ZM150 232H151V231H150ZM152 232H151V233H152ZM160 232L162 233V231H160ZM168 232H169V233H168ZM175 232L178 234L177 236H175V234H176ZM209 232H208V233H209ZM213 232H214V234H212V236L215 237L214 235H216V234H215L216 231H215L214 229H213ZM213 232H212V233H213ZM221 232H222V231H221ZM231 232H232V231H231ZM247 232H249V235L247 234ZM247 232H245V234H244V235L246 236V238H244V237H245V236H244V237H241V238H242V239H241V238L238 236V238H236V239L245 240L246 242H245V241H242V242H241L240 240H239L238 242H240V244L243 243V245H244L245 243H247L249 248H251V247L253 246V244H254V247H252V251H250L251 249L249 250V249L247 248L246 244H245V246H246V248H245L243 245H240L239 243H238L239 246L236 244V247L239 248V249H237V248L235 247V245L233 244L234 242H232V241H233L232 239H234V238H232L233 236H231V241L228 240L227 237H226V241H230V242H232V243H231V244L229 243V245H228V244H225V246L227 245L228 247H231L230 249H234V248H235V250L237 249L236 251H238V252H234L235 250H234V251H230L229 248H227V249L224 248V249H223V247H225L224 244H219V242H222L223 239L225 240V236H224V235H223L224 237L222 236V234H224V233L220 234V236H219L220 238L215 237L214 239H213L212 237L208 238V237H207V233H206V234L204 235V236L207 237V238H204L205 240H206V239L209 240V239H211V238L213 239V241H212V245L210 246V248H211V247H212V248H211V250H209V251L214 252V251H215L214 249H217V248H215V246H216V244H217V242H218V245H223L222 247L219 246V247H218L219 249H222L223 251L225 250V251H227V252L229 251V252H228V255H229V253H230V254L233 253V255H231L232 257L230 258V256H229L228 259H227V258H226V257L228 256L227 254H226L227 256L224 257V256H225L224 253H227V252H225V251L222 252V250L217 249V251L219 250V252L221 251L222 253H219V254H218V253H216V252H217V251H216V252H215L216 254H214V253L210 252V254H212V255L214 254V255H213V257L211 258V257H209L210 254H208V257H209V258H207V260H206L207 263H206V264H211V263H215V262H216V264H218L219 261L221 262V259H222V258H226V260H229V258H230V260H233L234 257H235L234 259H236V260L233 261L234 264H235V263H239V264H241V262H242V264H243V262H244V264H246V263H247L246 260L249 261V259H251V261H250L251 263L254 262L255 264H264V240H263L264 238L262 237V238L260 239L259 236H258V234H253L254 231H253V233H251L252 231H251V232H250V231H247ZM83 233H84V232H83ZM86 233H85V234H86ZM118 233H119V232H118ZM138 233L140 234V232H138ZM144 233H145V231H144ZM146 233H147V232H146ZM151 233H149V234H151ZM157 233H158V232H157ZM163 233H164V232H163ZM163 233H162V234H163ZM171 233H173V232L171 231ZM188 233H187V235H188ZM219 233H220V232H219ZM219 233H218V234H219ZM250 233H251V234H250ZM74 234H75V233H74ZM74 234H73V235H74ZM132 234H130V235H132ZM134 234H136V233H134ZM139 234H138V235H139ZM142 234H143V231H142ZM165 234H166V233H165ZM167 234H166V235H167ZM195 234H194V235H195ZM232 234H234V233H232ZM252 234H253V235H252ZM65 235H67V234H65ZM68 235H69V234H68ZM77 235H78V234H77ZM126 235H127V234H126ZM144 235H145V234H144ZM158 235H159V234H158ZM166 235H165V236H166ZM168 235H167V236H168ZM182 235H183L184 237H183ZM194 235H192V236H194ZM196 235H197V234H196ZM196 235H195L194 239L198 240L197 237H198L199 235H198V236H196ZM251 235H252V236H251ZM254 235H255V237L253 238V240H254V241H253L251 238H252ZM256 235L258 236L257 238H259L260 240L255 239V238H256ZM71 236H72V235H71ZM81 236L83 237L84 235H82V233H81ZM118 236H119V235H118ZM124 236H125V235H124ZM165 236L163 235V238H165ZM181 236H182V237H181ZM192 236H189V235H188V237H190V238H191ZM201 236H203V235H200V237H201ZM234 236H235V235H234ZM247 236H249V238H248ZM66 237H67V236H66ZM78 237H79V236H78ZM82 237H81V238H82ZM86 237H88V234H86ZM125 237H126V236H125ZM125 237H124V238H125ZM128 237L130 238V236H128ZM128 237H127V238H128ZM138 237L140 238V237H142V236L139 235ZM138 237H137V238H138ZM146 237H147V236H146ZM146 237H145V239H144V236H143V238H142V239H143V242L146 240ZM158 237H160V236H158ZM222 237H223V239H221ZM235 237H237V236H235ZM260 237H261V236H260ZM67 238H68V237H67ZM69 238H70V237H69ZM73 238H74V239H73ZM73 238H71V239H72V242H73L75 239H76V240H79V242L82 241L80 238L77 239V238L75 237V235L73 236ZM83 238H84V237H83ZM119 238H120V237H119ZM119 238H118V239H119ZM124 238H123V240H124ZM131 238L133 239V236H132ZM134 238H136L135 235H134ZM137 238H136V239H137ZM150 238L152 239L151 235H150ZM172 238H173V239H172ZM186 238H187V237H185V239H184L183 241L188 240V241L190 242V241L192 240L191 242H194V239H192L193 237L191 238V240L188 239V238L186 239ZM201 238H202V237H201ZM201 238H200L198 241H200ZM216 238H217V242H216ZM247 238L250 239V242H249V243H251L252 246L249 245V243L247 242ZM148 239H149V238H147V240H148ZM153 239H152V240H153ZM160 239H161V237L159 238V242H160ZM165 239H166V238H165ZM202 239H203V238H202ZM204 239L201 240V244H202V243H205V244H202V245H201L202 247H203V245L206 246V244H207V242H208V240H206L205 242H202V241H204ZM212 239H211V240H212ZM218 239H221V240L218 241ZM69 240H70V239H69ZM80 240H81V241H80ZM119 240H120V239H119ZM127 240H128V239H127ZM138 240H139V239H138ZM152 240H151V241L148 240V241L152 242ZM251 240H252L253 242H251ZM261 240H262V242H261ZM117 241H118V240H117ZM125 241H126V240H124V243H125ZM133 241H134V239H133ZM133 241L131 240V242H133ZM136 241H137V240H136ZM141 241H142V240H141V238H140V244L143 243V242H141ZM148 241H147V242H148ZM157 241H158V238H157ZM181 241H180V242H181ZM188 241H185L186 243L184 242V243H185V246L187 245V247H188V245H192V244H193V245H194V246H193L194 248L191 247L192 249H195V246L198 247V246L200 245V242L198 243V241H197V244L195 243L196 245H195L194 243H188ZM214 241H215V242H214ZM226 241H223V242L226 243ZM248 241H249V240H248ZM147 242H146V243H147ZM153 242H154V240H153ZM159 242H156V241H155V244L153 243V244H154V245H153V244L151 243V245H153L154 247H157V244H158ZM195 242H196V241H195ZM209 242H210V241H209ZM235 242H237V241H235ZM244 242H245V243H244ZM255 242L258 243V244H256ZM75 243H78V242L75 241ZM119 243H120V242H119ZM121 243H122V241H121ZM126 243H127V242H126ZM133 243H134V242H133ZM133 243H132V244H133ZM137 243H139V242L134 243L136 248H134V247H133V248L136 249L135 251H137V246L139 245V244L137 245ZM144 243H145V242H144ZM146 243L144 244L145 246L143 245L146 249H145V248L143 249V248L141 247V245H140V247L143 249L142 253H144L145 251H148L146 246H148V245H150V244H148V243H149V242H148L147 245H146ZM156 243H157V244H156ZM166 243H165V245H166ZM168 243H169V244H168ZM182 243H183V242H181V244H182ZM184 243H183V245H184ZM187 243H188V244H187ZM227 243H228V242H227ZM252 243H253V244H252ZM115 244H116V243H115ZM128 244H129V243H128ZM128 244H126V246H127ZM134 244H133V245H134ZM159 244H160V243H159ZM162 244H161V245H162ZM171 244H170V245H171ZM213 244H214V245H213ZM232 244L234 245V247L232 246ZM129 245H130V244H129ZM133 245H131V246H133ZM165 245H162V248L159 247L158 249H157V248H156V249H155V248L153 249L152 246H150V247L152 248L153 251L155 250V252H154V254H152L153 251L151 250L152 252H150V251H149L150 253L146 252L147 254H145V256H146V255L148 256V255H150V254H152L153 256H155L156 252H160L161 250H163V246L165 247ZM170 245H169V246H170ZM183 245H181V246H183ZM207 245H208V246H207V248H208L210 244H207ZM230 245H231V246H230ZM115 246H116V245H115ZM117 246H123V244H122V245H118V244H117ZM124 246H125V245H124ZM131 246L128 247V251H129V249L131 250ZM159 246H160V245H159ZM185 246H184V247H185ZM213 246H214V248H213ZM140 247H139V248H140ZM170 247H171V246H170ZM176 247H177V246H176ZM184 247H181V249H180V248H179V249L182 251ZM197 247H196V248H197ZM240 247H241V248H240ZM242 247H244L245 249H244V248L242 249ZM67 248H69V247H67ZM122 248H125V247H122ZM139 248H138V249H139ZM151 248H150V249H151ZM177 248H178V247H177ZM177 248H175V250H177V251L180 252V250H178ZM189 248H190V247H189ZM191 248H190V249H191ZM205 248H206V247H205ZM113 249H114V248H113ZM116 249H117V248H116ZM134 249H133L132 251H134ZM148 249H149V248H148ZM172 249H173V248H172ZM190 249H187V250H189V251L187 252V257H188V256L190 257V252L193 251L192 249H191V250H190ZM199 249L202 250V252H203V250H204V251L206 250V249H203V248L201 249V247H200ZM212 249H213L214 251H213ZM240 249H241V252H242L243 250H246V249H247L248 251H247V250H246V251H243L242 254H239V255H240V256H239L238 253L240 252V251H239ZM122 250H123V249H122ZM140 250H141V249H140ZM144 250H145V251H144ZM156 250H157V251H156ZM158 250H159V251H158ZM170 250H171V249H170ZM184 250L186 251V249H184ZM196 250H198V248L195 249L194 251H196ZM116 251H117V250H116ZM135 251H134V252H135ZM138 251H139V250H138ZM177 251H175V252H177ZM198 251H199V250H198ZM111 252L113 253V251H111ZM111 252H110V253H111ZM114 252H115V251H114ZM164 252H165V251H164ZM168 252H169V251H168ZM170 252H172V253H170V254H173V253L176 254V253L174 252V249H173L172 251H170ZM202 252H200V254H201ZM246 252H247V253H246ZM110 253H109V254H110ZM117 253H118V252H117ZM120 253H121V252H120ZM122 253H125V252H122ZM140 253H141V251H140ZM140 253H139V254H140ZM166 253H167V252H166ZM184 253H186V252H184ZM192 253L194 254L195 252H192ZM197 253H198V252H197ZM197 253L195 254L196 258H194L193 254H192V257H191V258L188 257V259L190 260V262H193L194 264H195V263H196V264H198V263L200 264V263H201V262H199V261H202L201 257L203 256V253H202L201 257H200L201 260H199V261H198V258H199V256H200V254L198 253V255H197ZM234 253H237V254L234 255ZM244 253L246 254V256L242 257L241 255H244ZM248 253H249V254H248ZM128 254H129V253H127V256H129V255L131 256V254H129V255H128ZM133 254H134V253H133ZM135 254H137V253L135 252ZM161 254H162V253H161ZM180 254H181V253H180ZM188 254H189V255H188ZM217 254H218V255H217ZM220 254H221V255H220ZM222 254H223V255H222ZM112 255H113V254H112ZM162 255H163V254H162ZM162 255H160V256H162ZM178 255H179V253H178ZM178 255H177V256H178ZM181 255H182V254H181ZM181 255H180V256H181ZM204 255H205V254H204ZM212 255H211V256H212ZM216 255H217V256H216ZM236 255L239 256V257H242V258H239V257L236 258ZM110 256H111V255H110ZM114 256H115V254L113 255V257H114ZM137 256H139V255L137 254ZM137 256H136V257H133V256H132V258H134V260L132 259L131 262H132V261H135V260H136L137 262L140 261V260H137V259H136V258H138ZM140 256H141V254H140ZM147 256H146V257H147ZM166 256H168V255L165 254V255H164V259H165ZM170 256L172 257L173 255H170ZM177 256L174 255V257H177ZM182 256H183V255H182ZM185 256H186V255H185ZM185 256H184V257H185ZM214 256H215V258H214ZM220 256H222V257L219 259V261H214L217 257H220ZM106 257H108V255H107ZM115 257H117V256H115ZM118 257H119V254H118ZM142 257H143V260H147L148 258H150V256H149V257L146 259V258L144 257V255H142ZM168 257H169V256H168ZM168 257H167V258H168ZM171 257H170V258H171ZM184 257H183V258H184ZM104 258H105V257H104ZM125 258H127V257H125ZM128 258H130V257H128ZM128 258H127V259H128ZM144 258H145V259H144ZM151 258H152V257H151ZM161 258H162V257H161ZM167 258H166V259H167ZM170 258H169V259H170ZM210 258H211L212 260H211ZM243 258H244V259H243ZM107 259H108V258H107ZM111 259H112V258H111ZM114 259H115V258H114ZM114 259H113V260H114ZM120 259H121V256H120ZM127 259H125V260H127ZM140 259H142V258L140 257ZM157 259H158V256H157ZM166 259H165V261H163V262H165L164 264L167 263V262H166ZM171 259H172V258H171ZM180 259H182V257H181ZM180 259H179V260H176V259L174 260V259H173V260H174V263L176 264V262H179ZM186 259H187V258H186ZM186 259L184 258L183 260L186 261ZM188 259H187V260H188ZM192 259H194V260H196V261H198V262L192 261ZM208 259L211 261V262L209 261L210 263L208 262ZM238 259H243L244 261H243V260H240V261H241V262H240ZM115 260H116V259H115ZM117 260H118L117 262H120V261H121V260L119 261V258H118ZM143 260L140 261L141 264H142V261H143ZM150 260H151V259H150ZM158 260H159V259H158ZM162 260H163V259H162ZM189 260L186 261L185 264H188V263H189ZM216 260H217V259H216ZM237 260H238L239 262H237ZM104 261H107V260L105 259ZM123 261H124V257H123ZM123 261H122V262H123ZM155 261H156V260H155ZM167 261H168V259H167ZM169 261H170V260H169ZM185 261H180L179 263L182 262L181 264H183ZM212 261H213V262H212ZM235 261H236V262H235ZM74 262H75V261H74ZM102 262H103V261H102ZM122 262H120V263H122ZM131 262H129V263H131ZM137 262H136V263H137ZM143 262H144V261H143ZM187 262H188V263H187ZM220 262H219V264H221V263L223 264V261H222L221 263H220ZM225 262H226V261H225ZM225 262H224V263H225ZM228 262H229V261H228ZM230 262H231V264H233L232 261H230ZM103 263H104V262H103ZM110 263H111V262H110ZM110 263H109V264H110ZM112 263H113V261H112ZM112 263H111V264H112ZM125 263H127V262H125ZM136 263H135V264H136ZM152 263H153V262H151V263L149 262V264H152ZM154 263H155V262H154ZM154 263H153V264H154ZM156 263L161 264V261H160V262H159V261H156ZM156 263H155V264H156ZM169 263H170V262H169ZM169 263H168V264H169ZM251 263H247V264H251ZM74 264H77V261H76V263H74ZM106 264H108V263H106ZM131 264H133V263H131ZM172 264H173V261H172ZM189 264H190V263H189ZM191 264H192V263H191ZM201 264H202V263H201ZM228 264H230V263H228Z\"/></svg>", "mask_w": 264, "mask_h": 264}]
</instances>
